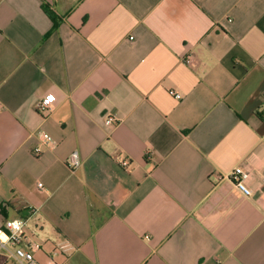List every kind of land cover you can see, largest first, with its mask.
Here are the masks:
<instances>
[{"label":"crops","instance_id":"0c3cea01","mask_svg":"<svg viewBox=\"0 0 264 264\" xmlns=\"http://www.w3.org/2000/svg\"><path fill=\"white\" fill-rule=\"evenodd\" d=\"M236 167L249 198L214 179ZM18 217L42 264H264V0H0V221Z\"/></svg>","mask_w":264,"mask_h":264},{"label":"built area","instance_id":"2783aa9c","mask_svg":"<svg viewBox=\"0 0 264 264\" xmlns=\"http://www.w3.org/2000/svg\"><path fill=\"white\" fill-rule=\"evenodd\" d=\"M186 62L190 63L191 57H188ZM176 97L181 98V95H177ZM55 103L56 96L54 94L46 95L38 106V112L46 118L52 111ZM114 122L115 120L113 118H109L106 124L113 125ZM38 137L40 139V145L36 146L33 151L36 156H39L43 152V147L54 148L56 146L55 139L48 133L40 131ZM82 163L79 152L74 151L70 154L68 165L72 173H75L81 167ZM121 164L124 168L128 169L129 162L127 160L122 161ZM250 176V171L242 167H236L228 173L215 174L214 179L217 183L230 181L243 196L249 198L253 195V191L248 185ZM38 187L42 188L43 184L39 183ZM13 224H15L16 227H13ZM26 226L27 220L22 217L0 221V234H3V236L0 237V254L6 255L11 264H42L35 258V252L39 249V246L30 242L25 232ZM45 264L57 263L54 260H50Z\"/></svg>","mask_w":264,"mask_h":264},{"label":"clouds","instance_id":"9594fccd","mask_svg":"<svg viewBox=\"0 0 264 264\" xmlns=\"http://www.w3.org/2000/svg\"><path fill=\"white\" fill-rule=\"evenodd\" d=\"M13 227H16V225L15 224H13ZM3 236V234H0V237H2Z\"/></svg>","mask_w":264,"mask_h":264},{"label":"trees","instance_id":"16d2710c","mask_svg":"<svg viewBox=\"0 0 264 264\" xmlns=\"http://www.w3.org/2000/svg\"><path fill=\"white\" fill-rule=\"evenodd\" d=\"M49 13V12H48ZM49 15L53 18V15H52V13H49Z\"/></svg>","mask_w":264,"mask_h":264},{"label":"snow or ice","instance_id":"6c2138e0","mask_svg":"<svg viewBox=\"0 0 264 264\" xmlns=\"http://www.w3.org/2000/svg\"><path fill=\"white\" fill-rule=\"evenodd\" d=\"M50 99H51V97H50Z\"/></svg>","mask_w":264,"mask_h":264}]
</instances>
